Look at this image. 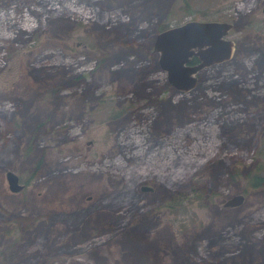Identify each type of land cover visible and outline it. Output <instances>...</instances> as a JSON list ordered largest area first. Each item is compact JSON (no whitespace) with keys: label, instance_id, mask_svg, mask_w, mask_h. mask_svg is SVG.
<instances>
[{"label":"rangeland","instance_id":"1","mask_svg":"<svg viewBox=\"0 0 264 264\" xmlns=\"http://www.w3.org/2000/svg\"><path fill=\"white\" fill-rule=\"evenodd\" d=\"M263 8L0 0V264H264ZM187 20L234 47L181 93L152 40Z\"/></svg>","mask_w":264,"mask_h":264},{"label":"water","instance_id":"2","mask_svg":"<svg viewBox=\"0 0 264 264\" xmlns=\"http://www.w3.org/2000/svg\"><path fill=\"white\" fill-rule=\"evenodd\" d=\"M230 28L226 21L187 20L156 32L152 51L157 54L156 63L166 83L176 92H189L196 86V74L201 69L227 61L234 47L226 38ZM4 178L9 192L22 189L14 173L5 172ZM139 190L148 192L151 187L140 185ZM241 201V194H234L222 206L234 207Z\"/></svg>","mask_w":264,"mask_h":264},{"label":"flooded vegetation","instance_id":"3","mask_svg":"<svg viewBox=\"0 0 264 264\" xmlns=\"http://www.w3.org/2000/svg\"><path fill=\"white\" fill-rule=\"evenodd\" d=\"M17 182H18V179H17ZM19 183V182H18ZM19 184H21V183H19ZM22 185V188H23V184H21ZM11 193V192H10Z\"/></svg>","mask_w":264,"mask_h":264}]
</instances>
